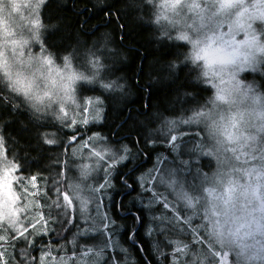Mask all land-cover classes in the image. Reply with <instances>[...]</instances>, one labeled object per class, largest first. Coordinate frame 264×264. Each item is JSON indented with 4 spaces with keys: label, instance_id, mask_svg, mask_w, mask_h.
<instances>
[{
    "label": "clouds",
    "instance_id": "1",
    "mask_svg": "<svg viewBox=\"0 0 264 264\" xmlns=\"http://www.w3.org/2000/svg\"><path fill=\"white\" fill-rule=\"evenodd\" d=\"M47 2L0 0V17L8 21L9 31L7 36H0V87L18 98L34 122L48 119L59 125L65 119V111L82 100V86L122 93L128 84L124 80L119 82L121 88H114L109 81L117 78L104 77L110 62L77 57L73 50L61 53L59 58L52 53L54 70L49 74L50 65L35 50L49 32L58 29L59 22L46 24L41 16L39 27L32 24L37 18L36 5L42 12ZM258 5L264 6V0H209L204 10L201 0V10L193 19L191 14L184 15L189 7H194L192 0H178L175 7L168 6L167 12L161 0L146 4L150 9L148 21L156 35L162 26L174 37V45L183 46L179 48V58L170 60L172 71L178 74L179 68L184 67L190 70L193 83L210 89L184 117L195 114L194 124L202 129L206 147L217 157L231 156L225 151L229 148L247 152L258 141H264V89L243 79L246 70L264 60V33L256 28L258 22L264 25V15H257ZM22 9L27 11L22 14ZM181 36L187 39H180ZM13 41L23 47V52ZM122 58L126 61V54ZM102 63L106 65L103 72ZM41 140L44 142L43 132ZM214 161L216 167L207 175L201 197L203 219L207 217L206 237L217 250L223 245L225 250L231 247L251 255L256 251L254 242L264 232V163L252 160L245 167L230 160L221 161L218 167ZM76 171L78 179H74L69 194L75 197L78 193L80 198L90 200L92 193L85 182L94 170L78 167Z\"/></svg>",
    "mask_w": 264,
    "mask_h": 264
},
{
    "label": "rangeland",
    "instance_id": "2",
    "mask_svg": "<svg viewBox=\"0 0 264 264\" xmlns=\"http://www.w3.org/2000/svg\"><path fill=\"white\" fill-rule=\"evenodd\" d=\"M140 2L142 3L141 12L147 11L145 7L148 2L146 0ZM19 3L26 4L27 0H19ZM161 3L165 4L164 12H167L169 5H176V0H161ZM192 4L195 7H189L188 12L184 15L187 17L191 14L195 19L197 12L201 10V0H192ZM203 4L204 10H206L209 0H203ZM44 9V5L42 12L40 9H36V16L40 18ZM24 11L27 9H22V14ZM256 12L257 15H264V6L258 5ZM256 28L264 33V25L258 22ZM162 30L169 37L168 40L174 39L168 35L166 29L162 27ZM8 34V21L0 17V36ZM46 38L35 50L36 55L43 61L45 58L52 61L53 52L46 45ZM108 39H95L88 46L86 53L82 52L83 48H79L74 54L77 57L86 56L93 62L102 60L110 62L107 64L110 69L104 73V77L117 78L118 83L117 80L109 81V83L114 88H121L122 84L119 82L125 80L121 74L125 73L120 67L118 53L114 47L109 46L112 43ZM17 46L21 47L23 52V47L18 43ZM29 51L31 53L32 50ZM51 65L49 67L50 75L54 70ZM105 66V64H101V72ZM243 79L253 81L254 84H258L260 89H264V60L246 70ZM129 90H131L129 85L122 93L106 92L99 87L82 86L80 89L82 100L75 103L72 109L65 111V119L59 125L48 119L42 120L41 123L45 126L56 125V129L60 130V132L56 131L59 144L63 145L67 131L66 135H69V132H76L77 126L87 128L93 123H102L107 107L111 106L120 111L125 109L126 103L135 98V93H130ZM94 91L100 92L101 96H91L90 93ZM7 96L11 95L6 89L0 87V97L10 98ZM82 107L84 111H81ZM2 108H4L3 105L0 106V115ZM186 108L187 106L175 108L174 118L156 115L153 118H146L145 122L140 124L148 134L146 141H152L154 144L164 143V146L168 141L169 150L175 156L171 159L166 153L157 154L149 169L138 179L139 192L135 196V200L144 206H147V202H149L153 206L149 207L150 213H153L154 209L161 212L160 218H156L155 221L157 225L154 230L151 229L149 236L154 231L153 236L160 235L162 237L161 240H155L158 241L157 245L165 247L166 244L172 248L165 253V259L169 258L167 264H264V251L261 250V246L264 244V235L254 242L256 251L251 255L238 252L231 247L225 250L223 245L220 250H217L206 237L204 223L207 217L205 216L203 219L200 209L206 177L216 167L214 160L217 161L218 167L221 161L228 162L230 160L238 161L245 167L249 166L252 160L264 163V159H262L264 157V141H258L247 152L243 149L233 152L229 148L225 151L232 153L231 156L217 157L206 147L207 140L202 129L194 124L195 114L187 118L184 117ZM177 111L180 114L178 116H176ZM83 120H87L88 123H83ZM2 128L0 125V242L8 241L11 238L10 235H15L23 241L31 240L32 237L34 240V234L47 236L49 239L47 249H43L44 253L40 254L37 264H103L101 254L105 249L111 248L113 252L119 250V244L110 232L111 228H115L116 222L111 218L110 199L114 188L118 186L116 177L121 165L132 156L129 146L125 143L112 142L101 132L84 135L80 142H75L76 145L69 148L72 154L71 161L63 162L60 165V172L55 171L60 174L59 181L65 184L67 194L62 191L58 181L50 183L52 185L50 187L52 191L50 211L54 215L52 218L47 214L50 212L45 210L46 207L41 201L43 188L37 179H35V187H33L32 179H28L27 182L23 180L21 183L27 188L29 194L32 191L34 201L23 191L21 209L17 206L15 164L6 152L5 134ZM158 135H161L163 140ZM76 136L80 135H75L74 140H76ZM66 145L69 146L72 143L68 142ZM209 155H212L214 160ZM78 167L94 170L93 175L85 182L88 191L92 193L90 200L80 198L78 193L75 197L69 194L74 187V179H78L76 171ZM236 170L242 169L237 168ZM18 191H20L19 188ZM56 192L60 195H56ZM37 195L38 199L35 200ZM65 195L68 196L67 200L63 199ZM34 204L37 205V209H35L38 212L37 215H33L34 218H32L29 212L23 216L22 211L25 208L30 209ZM69 209L73 211L74 215H76L75 212L79 214L80 217L76 216L82 225H79L78 231L84 235V238L82 240L74 238L71 241L69 245V249L73 251L71 255H68V251H66L58 256L55 252L60 249L57 248L60 242H57L52 234L66 222V214ZM10 220L13 223H9ZM25 228L27 229L25 237L20 238V231ZM103 229L104 231L100 233V230ZM86 234H90V236H85ZM185 239L190 240L191 244L185 243ZM4 247L5 244H0V258L9 259V252L5 251ZM53 247L57 249L53 251ZM111 257H114L113 253H111Z\"/></svg>",
    "mask_w": 264,
    "mask_h": 264
},
{
    "label": "trees",
    "instance_id": "3",
    "mask_svg": "<svg viewBox=\"0 0 264 264\" xmlns=\"http://www.w3.org/2000/svg\"><path fill=\"white\" fill-rule=\"evenodd\" d=\"M140 1L48 0L47 5H44V16L41 13L44 23L59 22L58 29L49 32L46 38V45L57 58L61 53L69 50L77 52L79 48H83L82 52L86 53L88 46L95 39L109 38L118 53L120 67L125 73L121 75L131 87L129 92L135 93V98L126 103L125 109L120 111L111 106L107 107L102 123H93L87 128L77 126L76 132H69V135H66L67 131L65 144L61 145L56 133L60 130L56 129V125L45 126L41 122H34L22 104L17 101L18 98L7 96L10 98L0 99V106H4L1 109L0 125L5 134L6 152L14 164L22 163L27 179L35 177L37 182L41 183L43 188L41 201L46 208L50 203L52 181H58L62 191L67 194L65 184L59 181L60 174L55 171L60 172V165L71 161L72 154L69 148L76 145L75 142H80L84 135L101 132L110 141L129 146L132 156L121 165L117 173L119 178L122 175V168L132 162L134 156L139 160L143 159L142 152H147L150 156L155 155V158L161 152L168 154L171 159L175 157L169 150L168 141L165 146L164 143H156L149 148V142L146 141L148 134L140 125L146 118H153L156 115L174 118L175 108L179 106H187L185 110L187 113L190 106L200 103L210 93V89L192 82L190 70L180 67L178 74L172 71L170 60L174 57L179 58V48L183 46H176L172 39L168 40L169 37L164 34L162 27L159 35H156L148 21L150 9L146 6L147 11L141 12ZM146 2L150 3V0ZM124 54L126 61L122 58ZM90 95L101 96L97 91ZM178 115L179 111L176 112V116ZM41 132L44 142L41 140ZM74 134L80 136H76L74 140ZM68 142L72 145L67 146ZM138 179L135 177L131 192L126 193L129 187H123L120 183L113 190L110 205L120 204L122 214L117 216L115 228H111L110 232L119 244V250L113 252L111 248L105 249L101 254L103 264H167L169 261V258L165 259V253L172 248L166 244L165 247L157 245L158 241L155 240H161L162 237L148 236L143 222L137 219L136 222L133 218L138 209L135 206L130 207L131 200L128 199L138 194ZM56 195L60 194L56 192ZM37 199L38 195L35 200ZM111 211L113 212L112 209ZM75 213L79 216L77 212ZM76 215L69 209L66 214L68 222L62 224L60 229H56L52 234L54 239L60 242L57 246L60 249L53 247V251L57 249L55 253L58 256L66 251L71 255L73 253L69 249L71 241L74 238H80L79 240L84 238L78 231L79 225L82 224ZM103 231L104 229L100 230V233ZM33 236L34 240L32 237L31 240L23 241L15 235H10L8 241L0 242L1 245L5 244L4 250L10 255L9 259L2 256L0 264H37L40 254L44 253L43 249H47L49 239L42 235ZM189 241L185 239V243L191 244ZM111 253L114 255L113 258Z\"/></svg>",
    "mask_w": 264,
    "mask_h": 264
},
{
    "label": "bare ground",
    "instance_id": "4",
    "mask_svg": "<svg viewBox=\"0 0 264 264\" xmlns=\"http://www.w3.org/2000/svg\"><path fill=\"white\" fill-rule=\"evenodd\" d=\"M100 97V96H99ZM158 137H160L162 140V136L158 135ZM149 142V148L151 146H154L155 144L152 141H148ZM150 150V149H149ZM155 159V158H154ZM143 160V159H142ZM141 160H139L136 156H134V159L132 162H130L127 166H125L124 168H122L121 170V174L124 175L127 171L130 172V177H137L140 179V177L144 174L145 171H147L149 168L145 165H141L142 163L139 164ZM47 167V166H46ZM116 181H117V185L119 183V178L116 177ZM128 200L130 201V204L132 206L130 207H136L138 210L136 213V216L133 215L134 220L136 221V219L138 221H142L144 226H145V232L146 234L149 236V233L151 231V229L156 227L157 224H155L156 218H160V210L154 209L153 213L149 212V209L152 208L153 206L151 204H149V202H147V206L144 205H140V204H136L135 197H129ZM48 208H46L50 213H47L49 216H51L52 218L54 217V215L51 214L50 211V203L47 205ZM150 207V208H149ZM110 208L113 210L111 218L113 220H116L117 216L119 214H122V209L120 204H114V205H110ZM35 209H37V205H35ZM33 209L32 212L30 213L31 215H37V211ZM135 213V212H134ZM32 218H34V216H32ZM68 222V218L66 216V222L64 223V225ZM137 222V221H136ZM154 233V231H153ZM152 233L151 236H153L154 234Z\"/></svg>",
    "mask_w": 264,
    "mask_h": 264
},
{
    "label": "flooded vegetation",
    "instance_id": "5",
    "mask_svg": "<svg viewBox=\"0 0 264 264\" xmlns=\"http://www.w3.org/2000/svg\"><path fill=\"white\" fill-rule=\"evenodd\" d=\"M117 139H120V138H117ZM117 139L114 138V140H117ZM142 155L143 156H141V158H143V160L141 159L139 164L142 163L141 165H143V166L146 165L149 168L151 166V164L153 163V159L155 158V155L150 156L147 152H145V153L142 152ZM14 174H15V179H16V181H15L16 182V189L15 190H17V192H18L17 206L20 207L21 201H22L23 191L25 193H27L32 200H33V196H32V191L29 194L27 188L21 184L23 182V180H25V182L28 181V179L26 178V175L24 173V168L22 166V163H15ZM30 178L32 179L33 177H30ZM133 182L135 183V177H132V179H131L129 171H127L124 175L119 176V183L122 184L123 187L124 186L129 187V189L126 190L127 191L126 193L131 192ZM18 188L20 189V191H18ZM20 209H21V207H20ZM33 209H35V204L30 209L25 208L22 211V215L25 216L29 212L31 213ZM31 216H33V215H31Z\"/></svg>",
    "mask_w": 264,
    "mask_h": 264
},
{
    "label": "snow or ice",
    "instance_id": "6",
    "mask_svg": "<svg viewBox=\"0 0 264 264\" xmlns=\"http://www.w3.org/2000/svg\"><path fill=\"white\" fill-rule=\"evenodd\" d=\"M176 2L178 3V0H176ZM39 7H40V5L37 4V5H36V9H38ZM173 7H175V5H173ZM194 7H195V5H194ZM16 8H17V9L19 8V4L16 5ZM32 24H33L34 27H39V26H40V19H39L38 16H37L36 19L32 20ZM180 39H187V36H181ZM12 43H13V44H17L18 42H17V41H13ZM197 58H199V57H197ZM44 63H46V64H48V65H51V64H52V61H51L50 59L45 58ZM57 74H59V73H57ZM70 79H71V78H70ZM53 82H55V81H53ZM65 87L67 88V85H65ZM218 98H219V99H223V97H218ZM0 99H2V97H0ZM61 111L63 112L64 109L61 108ZM81 111H84V108H83V107L81 108ZM83 123L86 124V123H88V121H87V120H83ZM262 130H264V129H262ZM173 139H175V137H173ZM47 142H48V143H52V141H47ZM121 159H123V157H121ZM262 159H264V157H262ZM35 179H36L35 177L32 178V181H33V187H35ZM105 186H106V185H105ZM63 199L67 200V199H68V196L65 195V196L63 197ZM70 202H71V201H70ZM190 203H191V202L189 201V204H190ZM13 214H15V213H13ZM9 223H13V222L10 220ZM13 226H15V225L13 224ZM25 232H27V229H26V228H25L24 230H21V231H20V238H24V237H25ZM29 235H30V233H29ZM261 235H264V232H262ZM261 250L264 251V244H262V246H261Z\"/></svg>",
    "mask_w": 264,
    "mask_h": 264
}]
</instances>
